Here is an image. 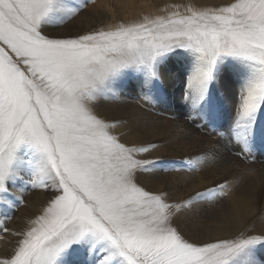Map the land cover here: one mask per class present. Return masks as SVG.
<instances>
[{"label":"snow or ice","instance_id":"6c2138e0","mask_svg":"<svg viewBox=\"0 0 264 264\" xmlns=\"http://www.w3.org/2000/svg\"><path fill=\"white\" fill-rule=\"evenodd\" d=\"M89 2L68 8L69 0H0V205L11 198L23 149L34 155L27 183L46 193V207L26 229L0 223V239L16 237L12 250L0 253V264H57L65 253L63 264H89L80 255L93 251L90 264H233L242 251L264 243V231L186 238L175 221L194 199L214 190L181 203L169 202L167 192L146 190L138 176L171 171L173 162L138 158L156 145L122 142L113 134L117 125L98 109L100 101L116 97L107 94L109 82L129 71L163 88L168 54L182 49L196 61L184 91L193 112L207 103L223 59L249 64L252 75L240 89L234 129L250 132L264 103V0L185 5L183 12L176 6L166 16L63 37L44 27L49 14L67 10L60 23L66 27ZM235 139L248 151L243 135ZM193 164L185 157L181 170ZM15 198L22 203L21 193Z\"/></svg>","mask_w":264,"mask_h":264},{"label":"bare ground","instance_id":"6f19581e","mask_svg":"<svg viewBox=\"0 0 264 264\" xmlns=\"http://www.w3.org/2000/svg\"><path fill=\"white\" fill-rule=\"evenodd\" d=\"M71 1L74 3L69 2L68 5L73 7L79 5L75 0ZM227 2L228 0H90L89 5L82 12V32L86 33L97 29L96 27L102 19L114 15L115 20L119 21L117 24L135 23L143 20L144 16H151L152 18L166 16L170 12L177 11L176 6H179V11L183 12L185 5L203 8L223 6ZM64 13L66 15L67 10H64ZM93 17H96L97 20H92ZM45 25L46 23L44 27ZM66 28V30H70L68 26ZM46 29L51 30L52 28L46 27ZM56 30L65 29L61 27ZM66 33L68 32L63 31L55 34L58 36ZM176 51L183 52L185 58L191 56L195 58L194 54L182 49ZM168 55L170 57L171 53ZM230 60L237 69L249 65L238 58H230ZM164 67L168 73L176 75L170 76L166 85L161 88V92L165 93L164 96L160 99L151 98L152 103L144 102V107L141 104H136L141 108V113L148 118V121L143 123L134 121V112L127 110L115 111L109 115L116 119L114 124L117 127L114 128L113 134L121 136L122 142L137 146L156 145L147 155L141 154L138 158H163L173 162L169 165L171 171H165L163 174H159V172L150 175L148 173L141 174L137 178L138 183L154 192H160L162 188L168 189L172 192H167L169 202L173 201V203H181L196 192L207 191L204 189L209 187L211 188L208 190H214L213 200L194 199L190 205L184 208L178 220L175 221V225L188 239L190 232H193L196 241H210L242 230H250L253 233L264 231V194L259 200V191L264 185V164H251L247 161L244 163L240 159L234 158L235 156H230L227 150L228 145L223 143L222 139H214L208 132L203 135L196 131L184 118L182 112L176 108L173 109L168 104L169 102L166 103V101H172L173 95L170 86L175 81H179L177 77H180V73L171 60L166 61ZM171 80L174 82L171 83ZM158 84L160 86V83ZM219 88L225 89L222 83ZM175 92L177 91L175 90ZM226 98L230 101L233 100L232 89L227 91L225 95L222 94V99L226 100ZM223 100L219 102L222 104ZM153 109L165 111L166 116L154 118ZM231 113L232 110L223 108L221 116L229 117ZM223 119L216 116L213 120L217 121L218 125H222L225 123V119ZM169 130L171 131L167 133ZM122 134L125 135L122 136ZM185 157L193 158L197 168L195 169L194 165L192 169L181 170L180 161ZM246 183L251 187H247ZM221 198H223L222 201L218 200ZM216 200L218 201L216 202ZM34 209L35 207H32L31 211L34 212ZM26 224L15 227L9 223L8 228L12 231H18L26 229L28 225ZM186 227L189 229L187 230ZM12 237L14 239L12 243H14L16 237ZM254 257H264V255L256 254ZM253 261L255 264L258 262V260Z\"/></svg>","mask_w":264,"mask_h":264},{"label":"rangeland","instance_id":"374dc122","mask_svg":"<svg viewBox=\"0 0 264 264\" xmlns=\"http://www.w3.org/2000/svg\"><path fill=\"white\" fill-rule=\"evenodd\" d=\"M75 1L78 2L79 5L86 2V0H75ZM69 2L71 4L74 3V1L71 0ZM87 5H89V3ZM72 7H73L72 5H68V8H72ZM65 16L66 15L64 11H56L49 14L48 18L47 17L45 18V23H46L45 28L46 27L52 28L51 30L48 31L55 36H57L55 33H60L63 31L64 32L67 31L69 34L72 35L73 34L75 35L77 33L80 34L88 33V32L86 33L82 32V13L78 15L74 21L68 23L67 26L68 28H70V30H66L67 26L66 27L60 26V23L65 18ZM145 17H149V16H144L143 20H141L140 22L144 21ZM150 18L152 17L150 16ZM92 20L96 21L97 19L96 17L95 18L93 17ZM117 22L119 21L115 20V15H114L113 17H107L102 19L96 28L100 30H104L115 24L117 25ZM61 27H63V29L65 30H56ZM68 33H66L65 35H58V36L63 37L68 35ZM182 53L183 52L181 51H176L174 53H171L170 58L167 60V61L170 60L173 61L174 67L178 69L180 73V77H177L179 79L178 82L175 81L173 85L170 84L171 85L170 89L173 97H172V101H166V103L169 102L168 104L173 109L176 108L177 110L182 112L184 118L191 124V126L196 131L201 132V134L203 135H205L206 132H208L212 137H214V139L217 138L222 139L221 141H223V143H226L228 145L227 150L230 156L232 157L235 156L234 158L240 159L244 163L248 162L251 164L253 163L264 164V159H263L264 158V103H262L258 108V110L253 114V122L251 125L250 132H248L247 129H239V130L234 129V122L236 119V105L239 102L240 89L246 83V81L251 77L252 68L249 67L248 65L247 67H241L240 69H237L236 66L233 65V63L231 62L230 60L231 57L223 59L218 65V68L220 69L219 78L214 80L213 84L209 85V95L206 97L207 103L206 104L202 103L201 106L195 112H193L190 104L186 102L184 99V91L187 85L188 77L193 71L196 61L195 58L192 56L185 58V55H183ZM242 64L244 65V63ZM165 72L168 73L166 69ZM168 74L169 77L176 76L172 73H168ZM172 82L174 81L171 80V83ZM158 83H159L158 81H152L151 84H145L142 75L132 73L131 71L121 74L120 76L110 81L109 84L107 85V94L110 96L114 94L116 97L100 101L99 102L100 108L98 109V111L101 113L102 117L107 118L108 122L110 123L116 122L114 121L116 120L115 118L113 119L112 116H109L113 112L115 111L119 112L121 110L132 111L135 114L133 120L139 123H143L148 118L141 113V108L136 104H141V106L144 107L145 106L144 102L152 103L151 98L160 99V97H163L165 93L161 92V87L159 86ZM221 83L225 87V89L223 90L219 88V85H221ZM231 89L233 90V95H234L233 100L230 101L227 98L226 100H223L222 94L225 95V93ZM175 90L177 92H175ZM145 97L148 98L145 99ZM221 100H223L222 104L219 102ZM223 108L227 110H232V113L230 114L229 117L221 116ZM152 111L154 118H161L163 115L166 116L165 111H160L159 109L157 110L153 109ZM190 115L193 117L192 119L188 118ZM216 116H219V119L224 118L225 123H222V125H218L217 121L213 120ZM170 131L171 130L167 131V133H169ZM236 133H239L245 137L248 145V151L242 152L241 145L237 143L235 139L234 134ZM20 161L21 163L17 166L19 175L15 180V182H10L11 198L9 199L8 204L0 205V223H2L3 226H6L7 228L9 223H11L15 227H20L26 223L29 225L32 220H34L37 216L42 214L43 208L46 207L45 190L43 189L33 190L30 188L29 184L27 183V181L31 177L32 166L34 165V155L30 149H23L21 151ZM193 166L195 167V169L197 168V165L195 163L193 164ZM195 169L194 172L196 171ZM163 173L164 172H159V174H163ZM246 186L251 187L247 183ZM209 188L204 190H208ZM147 189L153 191L150 188H146V190ZM169 189L171 190L172 188ZM16 192L22 194L23 196L22 203L18 204V201L15 198ZM160 192L172 193L171 191H168V189L165 188H162ZM201 192H205V191H201ZM213 194L214 192L211 191L209 192V194L199 197L198 199L201 201H210L214 199ZM263 194H264V185L261 187V190L259 191V200L263 196ZM222 199L223 198L218 200L222 201ZM40 200H42L43 203L40 202ZM218 200H216V202ZM171 202L173 203V201ZM32 207H35L34 212L31 211ZM226 212H230V211H226ZM258 212L260 213L261 211ZM4 216H8L9 218L4 219ZM186 229L188 230L189 228L186 227ZM189 239L194 241L197 240L193 232L189 233ZM12 240L14 239L11 235H8L4 239H0V253L10 252L12 250V246L15 243V242L12 243ZM73 247L75 248L83 247L86 249L90 246L73 245ZM256 254L264 255V243L254 245L242 251L234 259L233 264H252L253 260H258L256 264H264V257H254ZM95 255H96L95 251L91 253L82 252L80 255V259L88 261L90 264L91 258ZM0 258H3V256L0 255ZM65 260H66V253L62 254L61 257L57 259V264H63Z\"/></svg>","mask_w":264,"mask_h":264}]
</instances>
